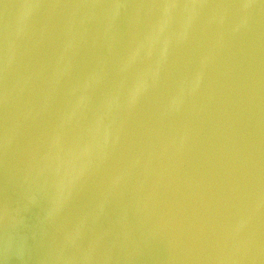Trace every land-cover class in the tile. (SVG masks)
Here are the masks:
<instances>
[{"label":"water","instance_id":"obj_1","mask_svg":"<svg viewBox=\"0 0 264 264\" xmlns=\"http://www.w3.org/2000/svg\"><path fill=\"white\" fill-rule=\"evenodd\" d=\"M0 249L264 264V0H0Z\"/></svg>","mask_w":264,"mask_h":264},{"label":"flooded vegetation","instance_id":"obj_2","mask_svg":"<svg viewBox=\"0 0 264 264\" xmlns=\"http://www.w3.org/2000/svg\"><path fill=\"white\" fill-rule=\"evenodd\" d=\"M27 224H29V222ZM15 257L13 253H5L0 249V264H17Z\"/></svg>","mask_w":264,"mask_h":264}]
</instances>
